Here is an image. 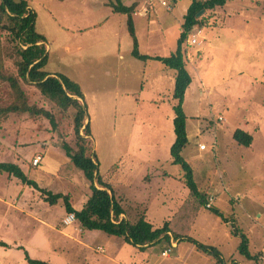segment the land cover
Wrapping results in <instances>:
<instances>
[{"label": "rangeland", "instance_id": "obj_1", "mask_svg": "<svg viewBox=\"0 0 264 264\" xmlns=\"http://www.w3.org/2000/svg\"><path fill=\"white\" fill-rule=\"evenodd\" d=\"M191 1L177 0L170 12L155 7L148 22L135 15L140 54L166 57L174 52ZM27 2L35 14V30L46 40L44 69L79 86L98 173L130 207L126 217L132 219L136 207L148 209L146 219L155 227L170 219L175 234L217 248L225 264H264V0H227L222 8L202 12L203 26L194 31L201 30L202 44L185 42L183 46L191 82L182 105L189 143L181 156L201 192L214 198L211 207L228 224L188 199L178 180L182 171L170 163L169 156L174 141L171 93L175 72L156 61L131 56L132 39L122 21L125 16L111 13L108 7L115 1ZM133 2L137 0H119L123 6ZM5 37L0 32L1 66L14 75L13 63L5 56ZM22 88L30 105L54 114L57 127L52 129L42 117L32 120L24 114L0 118V162L17 164L39 187L52 193H70L74 206L80 208L86 198L78 188L79 172L60 149L62 142L74 144L71 112L58 111L33 86ZM11 99L9 88L0 82V107ZM218 117L223 121L218 122ZM234 128L254 135L251 150L230 141ZM215 133L218 139L212 148ZM197 144L208 148L201 152ZM230 145L237 148V154H224L222 148ZM37 156L42 162L29 172L26 166L32 167ZM163 173L172 175L171 179H164ZM16 196L23 198V206L29 205L32 215L3 205L4 200L12 205ZM0 197V242L10 248L0 246V264H28L25 252L30 259L50 264H157L156 255L162 263L217 264L183 239L176 252L177 241L172 240L175 248L163 257L161 253L169 247L164 242L150 253L115 236L81 231L76 221L64 226L61 200L49 205L39 192L6 174H0ZM235 228L247 237L248 252L259 255L255 260L239 254L240 240L232 234Z\"/></svg>", "mask_w": 264, "mask_h": 264}, {"label": "trees", "instance_id": "obj_2", "mask_svg": "<svg viewBox=\"0 0 264 264\" xmlns=\"http://www.w3.org/2000/svg\"><path fill=\"white\" fill-rule=\"evenodd\" d=\"M114 1L115 3H109L112 11L126 16V29L132 39L131 56L142 61L159 62L166 69L175 72L174 87L171 93V98L174 101L172 105L174 141L169 148L170 163L180 167L182 175H180L179 180L188 192V199L196 200L198 207H205L210 196L207 198L206 193L201 192L194 181L190 165L181 156L182 150L189 143L186 132V116L182 105L185 91L191 82L190 75L186 70L187 58L183 46L196 28L203 26L204 20L200 14L222 8L227 0H192L183 16L175 50L166 57L139 53L131 18L136 3L123 6L119 0ZM0 32L5 33L6 36L5 56L12 61L15 68L14 75L3 71L0 52V82L6 84L12 98L9 103L0 107V118H5L10 114H24L32 120L42 117L48 120L52 129H56L57 122L54 114L34 104L30 105L22 85H30L36 88L39 94L58 111L71 112L74 144L70 146L68 143L62 142L60 149L63 151L68 164L73 165L78 170L80 178L78 188L86 200L79 210H75L70 203V196L52 193L39 187L34 180L28 177V174L22 171L20 166L12 162H0V174L15 178L21 185L39 192L42 199L49 205H54L58 200H61L65 213L74 215L81 230L98 231L118 237L140 251L152 248L160 242H164L166 246L170 247L172 240L180 241L183 239V241L194 246L197 252L214 259L217 264H225L222 254L217 248L199 243L191 237L184 239L175 234L170 219L163 221L160 227H154L146 220L145 209L140 210L137 207L134 209L135 213L132 215V219L126 217V209L130 207L123 204L121 197L115 196L110 184L104 181L98 173V165L89 140V121L79 86L65 76L51 74L44 69L48 61L46 40L43 35L35 30V14L29 8L27 0H0ZM231 138L236 146L244 148H248L252 143L251 134L241 129H235ZM210 147H215V144L213 143ZM37 167L28 166L27 170L30 172ZM207 209L221 218L225 224L230 222L228 219H224L217 209L211 206ZM121 215L126 218H121ZM233 223L231 222L232 227H234ZM232 234L240 240L237 247L240 255L247 260H255L256 257H259V255L252 256L248 252V239L241 230L235 228ZM0 246L7 247L3 242H0ZM24 258L28 264H50L46 261L30 259L26 252ZM231 263L234 264L233 261Z\"/></svg>", "mask_w": 264, "mask_h": 264}, {"label": "crops", "instance_id": "obj_3", "mask_svg": "<svg viewBox=\"0 0 264 264\" xmlns=\"http://www.w3.org/2000/svg\"><path fill=\"white\" fill-rule=\"evenodd\" d=\"M134 3H136V6H135V8H134V13L132 14V16H131V18H132V22H134L133 21V19L135 18V15L137 14L141 19H145V21L146 22H148V19H149V14H150V12L151 11H154V8H150L149 9V11H148V13L146 14V15H143L142 14V12H141V9H142V7L144 6V1L142 0V1H140V0H137V2H133L132 4H134ZM131 5V4H130ZM129 6V5H128ZM141 6V7H140ZM108 7H109V9L111 10V13H113V14H119V13H114L113 11H112V8L110 7V5L108 4ZM125 16V15H124ZM122 21H126V16L125 17H122ZM167 25H168V23H166ZM133 25H134V23H133ZM148 25V24H147ZM169 26V25H168ZM219 32V31H218ZM217 37L219 36V35H216ZM171 54V53H170ZM169 54V55H170ZM144 55H147V54H144ZM149 56H158V55H149ZM160 57H162V56H160ZM121 60V59H120ZM147 61H151V60H147ZM159 63V62H158ZM162 65V64H161ZM151 102H152V100H151ZM169 118H170V116H169ZM171 120H172V114H171ZM236 128H234L232 131H231V133H230V135H229V139H230V141H232V138H231V135H232V133H233V131L235 130ZM187 125H186V132H187ZM249 134H251V136L254 138V135L252 134V133H249ZM187 136H188V132H187ZM213 136H215V138L213 137ZM212 136V138H213V142H214V144H215V146H216V144H217V139H218V135H217V133H215L214 135ZM212 142V143H213ZM233 143V142H232ZM167 145V144H166ZM225 145V143H223L222 144V146H224ZM232 145V144H231ZM230 145V147L231 148H222V150H223V152H224V154L225 153H231V152H235L236 154H237V148H232V146ZM250 147V146H249ZM208 148V147H207ZM206 148V149H207ZM249 150H251V148H248ZM247 149V150H248ZM200 151V150H199ZM203 151H206V150H202L201 152H203ZM231 157V156H230ZM232 158V157H231ZM43 159V158H42ZM42 159H41V161H40V163L39 164H41V162H42ZM149 161L147 160V163H148ZM244 165V164H243ZM37 166H39V165H37ZM152 166V165H151ZM26 167H28V166H26ZM34 167V166H33ZM43 168V167H42ZM43 170V169H42ZM162 176H163V178L164 179H166V180H168V179H171V177H172V175H170V174H167V173H163L162 174ZM179 177H180V175H178ZM57 177H59L60 179H61V176L59 175V173H58V176ZM56 176H54V177H52L53 179H55V178H57ZM178 177V178H179ZM179 180V179H178ZM62 181H63V178H62ZM64 182V181H63ZM22 186H24V185H22ZM21 192V191H20ZM62 194V193H61ZM65 195H68V196H70V203H71V205H72V207L75 209V210H79L81 207H82V205H83V203H82V205H81V207L80 208H76L75 206H74V204H73V202H72V196H71V194L70 193H66ZM212 197V196H211ZM42 198V197H41ZM0 199L1 200H3V197H0ZM22 199L23 198H21V197H14L13 198V202H12V205L11 204H9V202H7L6 200H4V202H3V205L4 204H7V207H9V208H11V209H13V210H15L16 212H21V213H28V214H30V215H32V213L31 212H28V206L29 205H27L26 204V206L24 205L23 206V204H22ZM124 199H126V198H124ZM214 199V198H213ZM7 202V203H6ZM27 203V202H26ZM46 203V202H45ZM48 205V204H47ZM222 207H224L223 206V204H222ZM148 210V209H147ZM147 210L145 209V214H146V212H147ZM64 215H63V217L65 216V215H67L66 213H65V211H64V213H63ZM146 216V215H145ZM121 218H125V216L124 215H121L120 216ZM147 220V219H146ZM76 221V220H75ZM60 224V223H59ZM152 224V223H151ZM153 225V224H152ZM154 226V225H153ZM155 227V226H154ZM81 231H83V230H81ZM161 243V242H160ZM160 243H158V244H156V245H159ZM180 242L179 241H177V245L179 244ZM156 245H154L153 247H155ZM14 248H17L18 250H19V248H22L21 246H18V245H15L14 246ZM178 248H179V245H178V247L177 248H175L174 250H175V252L178 250ZM5 249H10L8 246L7 247H5ZM150 249L151 248H147V250L151 253V251H150ZM100 253H104V251L102 250V249H100ZM155 255V254H154ZM175 255H177V253H175L174 254V256ZM155 257H158V263L157 264H172L171 262L169 263V262H166L165 260H163V263H162V261H160V257L158 256V255H156ZM186 258V257H185Z\"/></svg>", "mask_w": 264, "mask_h": 264}, {"label": "built area", "instance_id": "obj_4", "mask_svg": "<svg viewBox=\"0 0 264 264\" xmlns=\"http://www.w3.org/2000/svg\"><path fill=\"white\" fill-rule=\"evenodd\" d=\"M144 1V6L141 9V12L143 15H146L149 11L150 8L154 7H159L163 8L164 10L170 12L173 8V4L177 0H143ZM202 37H201V30L196 31L193 33L187 40V45L189 46H200L202 44ZM218 122H222L223 119L221 117L217 118ZM198 150L202 151L206 149V146L204 144H197ZM41 161V157L37 156L36 158L33 159L32 161V166L36 167ZM213 197L208 198V202L206 204V208H209L213 204ZM75 221L74 215L73 214H67L63 219H62V224L64 226H69ZM170 248L164 249L163 252L161 253V256L166 257L169 255L172 249L175 248V243L171 241Z\"/></svg>", "mask_w": 264, "mask_h": 264}]
</instances>
